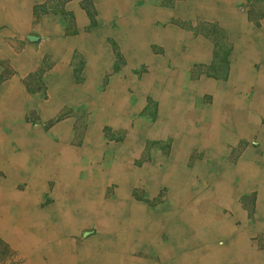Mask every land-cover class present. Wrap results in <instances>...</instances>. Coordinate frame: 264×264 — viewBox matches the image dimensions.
<instances>
[{"label": "rangeland", "instance_id": "rangeland-1", "mask_svg": "<svg viewBox=\"0 0 264 264\" xmlns=\"http://www.w3.org/2000/svg\"><path fill=\"white\" fill-rule=\"evenodd\" d=\"M117 2L119 7L121 0ZM122 2L124 3V0ZM128 10L127 19L124 12L123 15L117 12L113 21L108 24L99 25L93 21V16H90V27H86V30L97 29L106 32L108 29L112 32L131 30L132 33H137L139 29L141 33H146V36L140 39L142 46L136 48L130 43L124 44L123 39L112 36L107 38L106 43L104 41V45L101 46L107 56L110 55L105 56L103 62L91 63L86 67L84 63L78 62L79 56H76L75 69L69 72L68 76L75 85L80 87L83 101L75 103L74 106H66L65 111H60L54 117L44 119L34 112L18 120V124L21 123L23 127L25 124L28 126L30 124L32 132L36 133L39 141L41 138L47 139V143L52 146L62 145V148H69L79 154L70 162V167L75 170L76 187L74 184L71 188L67 185L64 191L56 193L58 182L51 175L48 176L50 178L48 181L42 182L41 188H34L24 181L30 182L29 178H32L30 173L25 170L17 171L12 178H9V172L0 167V200L2 199L0 201V226L2 225V228L0 227V264H82L84 259L90 262L94 257H98L99 264L102 262L103 264H164L165 258H162L161 252L159 254L158 248L165 247L166 255L164 256L169 258L172 253L167 249L172 246L170 245L172 235L163 231L156 233L157 240L150 243L151 247L144 244L142 249L139 246L133 249L131 255L125 258L122 255L119 262L115 261L116 263L108 257L111 249L114 250L118 240L124 235L119 229L113 230L110 226L112 221H109L114 218L112 212L114 208L110 204L117 200V192L121 186L119 180L107 181L102 186L99 182L97 183V180L99 173H106V178H109L110 169L119 164L134 172L137 168L135 173L137 177L132 176L136 178V182L130 180L125 185L127 196L125 199L129 202L126 205L139 207L148 216L156 217L161 211L163 213L170 208L174 209L177 204L176 192L168 186V179L163 182L162 178H158L157 184L150 179L153 174L163 173L166 168L171 169L174 165L184 170L185 174L191 175L192 180L184 186L183 190L186 195L192 194L193 202L204 193L214 191L217 183H223L222 185L228 186L229 190H234L233 197L231 196L227 204L226 202H218L219 205L215 203L214 211L216 210L217 214L213 213L217 222L224 220L228 222L230 229L232 228L230 232L218 228V233L217 229L210 225L209 229L197 234L191 231L193 235L185 236L183 241L189 244L191 251H199L202 256H204L202 248L206 245L230 250L232 246H240L244 243L242 248L248 247V250L254 251L256 259L237 257L233 261L228 258L219 264H264L263 172L251 178L240 179L241 176L239 177L238 174L230 178H222L227 169L234 171L244 160L251 162V166H254L257 171L264 164V139H262L264 138V113L258 112L254 104L257 97H264V88L261 90V96H258L259 75H264V48L252 45L250 50L253 53L245 55L246 49L240 46L241 36L250 34L251 37L253 35L258 37L259 33H264V0H238L229 3L224 0H128ZM228 24L237 25L234 28L239 29L236 33L238 38L235 33H232ZM156 37L158 40H154ZM124 42L128 43L126 40ZM238 42L240 48L234 47V43ZM190 44H197L198 48H202H200L202 52L194 49V53L205 55L202 60H185L184 56L190 50ZM43 60L40 63H34L32 65L34 70L24 78L30 92L43 90L44 83L48 79L57 77L56 73L51 72L49 59ZM247 73L250 74L248 78L250 82L247 79ZM14 76L16 72L9 61L2 59L0 82ZM89 82L92 86L87 89L86 83ZM85 89L88 91H84ZM109 94L113 96L115 102L109 100L107 102L105 97ZM87 98L88 100L84 101ZM43 99L45 100L46 97ZM240 112L243 115L246 114L243 120L244 123L249 121L250 133L249 131L246 134L239 132L243 129L237 124ZM111 117L113 118L109 119ZM204 128L209 129L218 141L214 153L213 151L208 153L209 149L204 148L202 139L199 138ZM12 129L7 120L0 119V141L5 140L1 142L8 149V153H11L10 155L22 151L24 138L20 135L25 137L23 133L14 134ZM129 131H131L130 134ZM44 152L43 149L40 152L34 151L33 155L38 156ZM90 153H92L91 156ZM4 154L5 149L0 151V156ZM131 154H133L132 157ZM177 155L181 159L172 160ZM216 163L222 165V169H217ZM84 178H92L91 183L94 184L90 183V187L84 188ZM215 178H219V182ZM197 188L200 189L197 191ZM85 196L89 197L90 201H95L96 198L102 201L103 205L99 208L104 210V214L101 215L102 221H98L97 216L84 209V206L78 207L76 202H84V198L81 197ZM26 199L32 200L26 204ZM90 204L92 212L94 207L92 203ZM106 205L110 208L104 207ZM71 208L77 210L74 216L67 214ZM24 217L33 218V224L37 226L26 225L23 222ZM243 225L245 230L242 228ZM24 230L39 242L37 246L26 245L23 240L13 239V235L18 231L24 236L25 233L22 232ZM85 232L90 233L83 236ZM174 239H176L175 236ZM197 245L199 246L196 248ZM98 247L100 251L95 250ZM153 247H156L158 251ZM186 251L189 252V249Z\"/></svg>", "mask_w": 264, "mask_h": 264}, {"label": "bare ground", "instance_id": "bare-ground-1", "mask_svg": "<svg viewBox=\"0 0 264 264\" xmlns=\"http://www.w3.org/2000/svg\"><path fill=\"white\" fill-rule=\"evenodd\" d=\"M117 1V0H116ZM148 1V0H147ZM203 4V3H202ZM128 6V5H127ZM220 10V9H219ZM118 12V11H117ZM220 14V13H219ZM238 14V13H237ZM225 16V15H224ZM238 16V15H237ZM244 16V15H243ZM246 16V15H245ZM242 17V15H241ZM227 19V18H226ZM247 19V18H246ZM245 19V20H246ZM218 20V19H217ZM244 20V19H243ZM230 21V20H229ZM247 21V20H246ZM223 23V22H222ZM245 23V22H244ZM139 25V24H138ZM247 25V24H246ZM230 26V25H229ZM236 31L238 28H235ZM248 29V28H247ZM239 30V29H238ZM250 30V29H249ZM235 31V30H234ZM233 32V31H232ZM237 33V32H236ZM178 36V35H177ZM241 36V34H240ZM121 42V41H120ZM234 42V41H233ZM197 43V42H196ZM61 45V44H60ZM62 47V46H61ZM196 47V46H195ZM201 48V47H200ZM197 49V48H196ZM202 49V48H201ZM196 51V50H195ZM199 51V49H198ZM202 52V51H200ZM245 53V52H244ZM202 54V53H201ZM149 63V62H148ZM240 65V64H239ZM248 66V65H247ZM254 67V66H253ZM243 72V71H242ZM93 73V72H92ZM248 74V73H247ZM253 74V73H252ZM238 75V74H237ZM249 75V74H248ZM259 85H258V91H259V95L261 96V90L264 88V75H259ZM248 78V77H247ZM253 78V77H252ZM68 81V80H65ZM64 81V82H65ZM226 81V80H225ZM229 81V80H228ZM236 81V80H235ZM244 81V80H243ZM249 81V79H248ZM170 82V81H169ZM250 82V81H249ZM254 82V81H253ZM62 84V83H60ZM218 85V84H217ZM221 86V85H220ZM219 86V87H220ZM69 87V86H68ZM213 87V86H212ZM239 87V86H238ZM70 88V87H69ZM217 88V87H216ZM207 89V88H206ZM210 90V89H209ZM214 90V89H213ZM226 90V89H225ZM234 90V89H233ZM67 91V90H66ZM174 91V90H173ZM206 91V90H205ZM204 91V92H205ZM217 91V90H216ZM146 92V91H144ZM176 92V90H175ZM225 92V91H224ZM227 92V91H226ZM61 93V92H60ZM207 93V92H206ZM215 93V92H214ZM177 94V93H176ZM208 94V93H207ZM226 94V93H225ZM57 95V94H56ZM78 95V94H77ZM174 95V94H173ZM222 95V94H221ZM212 96V95H211ZM72 97V96H71ZM70 97V98H71ZM88 97V96H87ZM112 95H108V97L106 96L105 99H107L111 102H115L116 100L112 98ZM121 97V96H120ZM173 97V96H172ZM217 97V96H216ZM222 97V96H221ZM79 98V97H78ZM84 98V97H83ZM177 98V97H176ZM220 98V97H219ZM88 99V98H87ZM254 99V98H253ZM257 100L255 101V109L258 112H262L264 113V97H257ZM13 101V99H11ZM10 100V101H11ZM61 100V99H60ZM80 100V99H79ZM85 100V99H84ZM128 100V99H127ZM174 100V99H173ZM179 100V99H178ZM239 100V99H238ZM6 101V100H5ZM65 101V100H64ZM221 101V100H220ZM233 101V100H232ZM51 102V100H50ZM66 102V101H65ZM119 102V101H117ZM177 102V101H176ZM217 102V101H216ZM235 102V101H234ZM233 102V103H234ZM12 103V102H11ZM72 103V102H71ZM123 103V102H122ZM9 105V103H6ZM15 104V103H14ZM51 104H53V102H51ZM95 104V103H94ZM100 104V103H99ZM117 104V103H116ZM13 105V104H12ZM54 105V104H53ZM57 105V104H56ZM71 105V104H70ZM75 105V104H74ZM73 105V106H74ZM98 105V104H97ZM113 105V104H112ZM115 105V103H114ZM133 105V104H132ZM171 105V104H170ZM178 105V104H177ZM232 105V104H231ZM52 106V105H50ZM49 106V107H50ZM89 106V104H88ZM102 106V105H101ZM107 106V104L105 105ZM173 106V105H172ZM182 106V105H181ZM208 106V105H207ZM221 106V105H220ZM235 106V105H234ZM233 106V107H234ZM92 107V106H91ZM111 107V106H110ZM10 108L11 105H10ZM14 108V107H13ZM12 108V109H13ZM48 108V107H47ZM54 108V107H53ZM108 108V107H107ZM114 108V107H113ZM119 108V107H118ZM204 108V107H203ZM244 108V107H243ZM52 109V108H51ZM56 109V108H55ZM64 109V108H63ZM120 109V108H119ZM179 109V108H178ZM11 110V109H9ZM18 110V109H17ZM47 110V109H46ZM90 110V109H89ZM134 110V109H133ZM132 110V111H133ZM181 110V109H180ZM4 111V110H3ZM52 111V110H51ZM98 111V110H97ZM136 111V110H135ZM196 111V110H195ZM230 111V110H229ZM6 112V111H4ZM22 112V111H21ZM20 112V114H21ZM49 112V111H48ZM58 112V109H57ZM86 112V111H85ZM121 112V111H120ZM131 112V111H130ZM134 112V111H133ZM246 112V111H245ZM44 113V112H43ZM132 113V112H131ZM193 113V112H192ZM216 113V112H214ZM12 114V112H11ZM128 114V113H127ZM181 114V113H180ZM2 115V114H1ZM0 115V116H1ZM57 115V114H56ZM88 115V114H87ZM233 115V114H232ZM236 115V114H235ZM15 116V115H14ZM46 116V114H45ZM101 116V115H100ZM118 116V115H117ZM121 116V115H120ZM129 116V115H128ZM200 116V115H199ZM230 116V115H229ZM246 116L241 114H239V119L237 121V124H239V128L243 127V129L239 130L240 134H246L250 133L251 127L250 124L248 123L249 121H246L244 123L243 118ZM262 116V115H261ZM260 116V117H261ZM10 117V116H9ZM91 117V116H90ZM96 117V116H94ZM174 117V116H172ZM198 117V116H197ZM202 117V116H201ZM214 117V116H213ZM212 117V118H213ZM227 117V116H226ZM255 117V116H254ZM257 117V116H256ZM44 118V117H43ZM97 118V117H96ZM113 117L109 118L112 119ZM193 118V117H192ZM45 119V118H44ZM171 119V118H170ZM175 119V118H174ZM253 119V118H252ZM22 120V119H21ZM99 120V118L97 119V121ZM118 120V119H117ZM215 120V119H214ZM237 120V118H236ZM16 121V120H15ZM189 121V120H188ZM191 121V120H190ZM213 121V120H212ZM220 121V120H219ZM227 121V120H226ZM254 121V120H253ZM256 121V119H255ZM114 122V121H113ZM117 122V121H116ZM119 122V121H118ZM161 122V121H159ZM195 121H193L194 123ZM216 122V121H215ZM14 123V122H13ZM12 123V124H13ZM112 123V122H111ZM145 123V122H144ZM189 123V122H188ZM224 123V122H223ZM107 124V123H105ZM122 124V123H121ZM120 124V125H121ZM125 124V123H124ZM123 124V125H124ZM219 124V123H218ZM114 125V124H113ZM182 125V124H181ZM194 125V124H193ZM232 125V124H231ZM95 126V125H94ZM115 126V125H114ZM112 126V127H114ZM147 126V125H146ZM233 126V125H232ZM99 127V126H98ZM200 127V126H199ZM9 128V127H8ZM56 128V127H55ZM59 128V127H58ZM209 128V125H208ZM57 129V128H56ZM55 129V130H56ZM62 129V127H61ZM97 129V128H96ZM170 129V128H169ZM211 129V127H210ZM233 129V128H232ZM53 130V131H55ZM151 130V129H149ZM200 130V129H198ZM215 130V129H214ZM121 131V130H120ZM123 131V130H122ZM169 131V130H168ZM261 131V130H260ZM65 132V131H64ZM131 131H129L130 134ZM148 132V130H147ZM180 132V131H179ZM235 132V131H234ZM8 133V132H7ZM45 133V132H43ZM54 133V132H53ZM136 133V132H134ZM257 133V132H256ZM259 133V132H258ZM3 134V133H2ZM6 134V133H5ZM161 134V133H160ZM181 134V133H180ZM196 134V133H195ZM1 135V134H0ZM165 135V134H164ZM191 135V134H190ZM194 135V133H193ZM199 135V134H198ZM201 135L199 138L202 139V143L204 144V148H208L209 151H207L208 153H210L211 151H213L217 148L218 146V141L216 139V137L214 135H212V133L209 131V129L204 128L201 132ZM3 136V135H2ZM182 136V135H181ZM185 136V135H184ZM192 136V135H191ZM20 137H23V135H20ZM28 138H30L29 135H27ZM33 137L32 140V144L31 145H26L23 147L22 151L18 154H14V155H10L8 153V149L6 148L5 145H3V140L0 141V151H3L5 149V154L4 156H0V167H2V169L4 168V170H6L9 175V178H12V175H15V172L17 171H22L25 170V172H28L31 174L32 176V181L30 186L34 187V188H41L42 186V182L44 181V178H48V176H54V178H56L57 182H58V186L56 188V193L62 192L64 191V188L67 187H72L73 184L75 183V170L74 168L70 167V162L71 159L76 158L77 156H79L78 153L73 152L71 149H67V148H62V145H60L59 147H55L52 146L50 144H48L44 139H38V137L35 134L31 135V138ZM35 137V139H34ZM144 137V136H143ZM151 137V135H150ZM159 137V136H158ZM188 137V136H187ZM196 137V136H195ZM227 137V136H226ZM232 137V136H231ZM243 137V136H242ZM11 138V137H10ZM137 138V137H136ZM181 138V137H180ZM222 138V137H221ZM224 138V137H223ZM190 139V138H189ZM193 139V138H192ZM264 139V138H262ZM8 140V139H7ZM47 140V139H46ZM69 140V139H68ZM191 140V139H190ZM5 141V140H4ZM12 141V140H9ZM23 141V140H22ZM48 141V140H47ZM52 141V140H50ZM58 141V140H57ZM193 141V140H192ZM201 141V140H200ZM225 141V140H224ZM19 142V141H18ZM21 142V141H20ZM56 142V141H55ZM135 142V141H134ZM145 142V141H144ZM176 142V141H175ZM178 142V141H177ZM184 142V140H183ZM187 142V139H186ZM191 142V141H190ZM194 142V141H193ZM235 142V141H234ZM24 143V141H23ZM52 143V142H51ZM22 144V142H21ZM143 144V143H142ZM178 144H180L178 142ZM177 144V145H178ZM224 144V142H223ZM11 145V144H10ZM55 145V144H54ZM131 145V144H130ZM182 145V144H181ZM64 146V145H63ZM69 146V145H68ZM72 146V145H71ZM84 146V145H83ZM133 146V145H132ZM175 146V145H174ZM186 146V145H185ZM189 146V145H187ZM194 146V145H193ZM17 147V146H16ZM134 147V146H133ZM173 147V146H172ZM190 147V146H189ZM188 147V148H189ZM185 148V147H184ZM20 149V148H19ZM44 150L45 152L43 154H38V156H34L33 153L34 151H38L40 152V150ZM79 149V148H78ZM21 150V149H20ZM84 150V149H83ZM134 150V148L132 149ZM140 150V148H139ZM138 150V151H139ZM180 150V149H179ZM183 149H181L182 151ZM176 151V150H175ZM204 151V150H203ZM48 152V153H47ZM94 152V151H93ZM129 152V151H128ZM87 153V152H86ZM103 153V152H102ZM92 153H90L91 156ZM180 154V153H179ZM219 154V153H218ZM222 154V153H221ZM10 155V156H9ZM37 155V154H36ZM103 155V154H101ZM133 154H131L132 157ZM208 155V154H207ZM172 156V155H171ZM182 156V155H181ZM180 156V157H181ZM185 156V155H184ZM218 156V155H217ZM254 156V155H253ZM84 157V156H83ZM215 157V156H212ZM86 158V156H85ZM89 158V157H88ZM99 159V158H98ZM132 159V158H131ZM176 159H181L178 158V155L173 158L172 160ZM218 159V158H217ZM82 160V159H81ZM87 160V158H86ZM109 160V159H107ZM128 160V159H127ZM254 160V158H253ZM263 161V160H262ZM127 162V161H126ZM179 162V161H178ZM82 164V162H80ZM175 164V163H173ZM169 166V165H168ZM177 165L172 166V168H166L165 171L163 173L160 174H153V177L150 178L152 180H154V183H158V178H162L163 182H166L165 179H168L169 181H167V183L169 184L168 186L171 187V189L175 190V194L177 195V204L174 206V209L170 208L167 211L163 212L161 211V213L156 216H148V214H145V211L139 207H135V206H128L123 204L124 199L127 197L126 196V190H125V185L128 184V182L130 180H135L136 178L133 177H137L135 176L136 171H132L131 169H128L127 167H125L124 165L122 166L121 164H119V166H112L109 171V178L107 177V174H101L99 173L98 176V180L97 183L99 182V184L102 186L105 182L107 181H112V180H119L120 181V191H119V196L121 197V201L117 200L118 204H115V206H113L112 208H114L112 210L113 214H114V218L113 219H109V221H112L110 223L111 228L114 229H119L121 231L122 234H124L122 237H120V239L117 242V245L115 246L114 250L111 249L110 254H108V257L111 258V260L113 259L114 262H119L120 257L122 258V255L124 256H128L131 255L133 249L142 247V249L144 248L142 245L146 244L147 246H150V243L154 242L157 240V236L158 234H156L158 231L160 232H167L168 234L172 235L171 237V241H170V247H168L167 250H169L172 255L169 258H166L164 255H166V248L160 246L159 249V254L161 252V256L164 259L163 262L164 264H166V262L168 261V264H218L221 260L225 259L228 260V258H240V259H250L256 257L254 253V251L248 250V247H244V249L242 248L243 244L240 246L239 245H234V247L232 246L230 250H228L227 248H220L217 247L215 245H206L203 251H204V256H202L200 254L199 251H191L189 248V244L187 242H184L183 238L186 236H190L191 231L196 232V234L198 232H203L206 229H209V226L212 225L213 228L215 227L218 231V228H221L222 231L223 230H227L230 232V226L228 224V222L224 221H218L215 220V215H213V213H216V210L214 211V205L215 203L218 202H227L231 199L232 194L234 193V190H229L228 186H223L222 184H215V189L212 192H206L204 193L202 196L199 197V199H197L196 201L193 200V196L192 194L190 195H186L184 194V186H186V184H188L192 178L190 174H185L186 172L182 169H179L178 167H175ZM208 166V165H207ZM206 166V167H207ZM216 168L222 169V165H220L219 163L215 164ZM210 167V165L208 166ZM237 167V166H236ZM81 169V168H80ZM152 169V168H151ZM103 170V169H102ZM205 170V169H204ZM3 171V170H2ZM187 171V170H186ZM98 172V171H97ZM103 172V171H102ZM107 172V171H106ZM139 172V171H138ZM137 172V173H138ZM188 172V171H187ZM218 172V171H217ZM223 172V170H222ZM263 172L264 175V164L263 166L260 167V170L257 171L256 169H254V166H251V162H248L247 160H244L241 164H239L238 168L234 171H231L230 169H227L222 178L226 179V178H230L233 177V175L238 174L240 179L241 178H251V176H257L260 173ZM14 173V174H13ZM167 173V174H166ZM20 174V173H19ZM29 174V175H30ZM163 174H166L165 176H163ZM198 174V173H197ZM196 174V175H197ZM211 174V173H210ZM217 174V173H216ZM18 175V174H17ZM139 175V174H138ZM221 175V174H220ZM219 175V176H220ZM133 176V177H132ZM148 176V175H147ZM132 177V178H131ZM194 177V176H193ZM213 177V176H212ZM237 177V176H236ZM53 178V179H54ZM256 178V177H255ZM50 179V178H49ZM198 179V178H197ZM217 179L216 181H218L219 178H215ZM263 179V178H262ZM161 180V179H160ZM232 180V179H231ZM234 180V179H233ZM248 180V179H247ZM252 180V179H251ZM250 180V181H251ZM255 180V179H254ZM89 181V180H88ZM93 181V180H92ZM118 181V182H119ZM229 181V179H228ZM244 181V180H243ZM261 181V180H260ZM2 182V181H1ZM5 182V181H4ZM136 182V180H135ZM152 182V183H153ZM215 182V181H213ZM219 182V181H218ZM227 182V181H226ZM233 182V181H232ZM238 182V181H237ZM88 183L87 185L84 186V188L90 187V183L91 182H85ZM84 183V184H85ZM96 183V184H97ZM162 183V182H161ZM160 183V184H161ZM193 183V182H191ZM195 183V182H194ZM193 183V184H194ZM245 183V182H244ZM253 183V181H252ZM57 184V183H56ZM94 184V183H91ZM95 184V185H96ZM98 184V185H99ZM124 184V185H123ZM135 184V183H134ZM165 184V183H164ZM236 184V183H235ZM7 185V184H6ZM25 185V184H24ZM205 185V184H204ZM214 185V184H213ZM246 185V184H245ZM250 185V184H249ZM256 185V184H255ZM2 186V184H1ZM134 186V185H133ZM132 186V187H133ZM193 186V185H192ZM210 186V185H209ZM247 186V185H246ZM74 187L75 184H74ZM94 187V186H93ZM97 187V186H96ZM204 187V186H203ZM206 187V186H205ZM208 187V186H207ZM211 187V186H210ZM245 187V186H243ZM253 187V186H252ZM30 188V187H29ZM102 188V187H101ZM201 188V187H200ZM197 188V191L198 189ZM254 188V187H253ZM92 189V188H90ZM130 189V188H129ZM204 189V188H202ZM69 190V189H68ZM79 190V189H78ZM99 190V189H98ZM97 190V191H98ZM116 190V189H115ZM134 190V189H133ZM149 190V189H148ZM155 190V189H154ZM205 190V189H204ZM238 190V189H236ZM249 190V189H248ZM254 190V189H253ZM27 191V190H26ZM76 191V190H75ZM145 191V190H144ZM250 191V190H249ZM13 192V191H12ZM11 192V193H12ZM29 192V191H28ZM27 192V193H28ZM70 192V191H69ZM92 192V190H91ZM186 192V191H185ZM190 192V191H189ZM203 192V191H202ZM238 192V191H237ZM247 192V191H246ZM251 192V191H250ZM260 192V191H259ZM264 192V191H263ZM5 193V191H4ZM21 193V192H20ZM76 193V192H75ZM79 193V192H77ZM81 193V190H80ZM90 193V192H89ZM118 193V192H117ZM199 193V192H198ZM262 193V192H261ZM2 194V193H1ZM72 194V193H71ZM101 194V193H100ZM196 194V193H194ZM247 194V193H246ZM13 195V194H12ZM84 195V194H83ZM94 195V194H93ZM117 195V194H116ZM238 195V194H237ZM264 195V194H263ZM56 196V194H55ZM12 196H10V199ZM196 197V196H195ZM233 197V196H232ZM23 198V197H22ZM39 198V197H38ZM86 198V197H85ZM16 199H18V197H16ZM21 199V198H20ZM34 199V198H32ZM32 199H26V204L29 203ZM64 199V198H63ZM89 199V198H88ZM173 199V197H172ZM2 200V199H1ZM0 200V201H1ZM61 200V199H60ZM112 200V199H111ZM39 201V200H38ZM176 201V200H174ZM12 202V201H11ZM22 202V200H21ZM91 202V201H89ZM95 208L98 210L103 204L102 201L99 200L98 198L95 199ZM77 203V202H76ZM84 203V202H83ZM87 203V202H86ZM113 203V202H111ZM230 203V202H229ZM34 204V203H33ZM37 204V203H36ZM80 204V203H79ZM82 205V204H81ZM91 205V204H89ZM219 205V203H218ZM34 206V205H33ZM80 206V205H79ZM88 206V205H87ZM111 206V204H110ZM109 205H106L104 207L106 208H110ZM180 206V207H178ZM61 207V206H58ZM143 207V206H142ZM165 207V206H164ZM173 207V206H172ZM228 207V206H227ZM226 207V208H227ZM94 208V209H95ZM157 208V207H156ZM162 208V207H161ZM169 208V207H167ZM218 208V207H217ZM222 208V207H221ZM80 209V208H79ZM85 209V208H84ZM92 209V208H91ZM235 209V208H234ZM233 209V212H234ZM62 210V208H61ZM83 210V209H81ZM103 210V209H102ZM164 210V209H162ZM228 210V208L226 209ZM58 211V210H57ZM80 211V210H79ZM100 211V210H99ZM147 211V210H146ZM181 211V212H179ZM239 211V210H238ZM237 211V212H238ZM241 211V210H240ZM18 212V211H17ZM74 212V211H73ZM77 212V210H76ZM96 212V211H95ZM103 212V211H102ZM107 212V211H106ZM160 212V211H159ZM261 212V211H259ZM19 213V212H18ZM55 213V212H54ZM93 213V212H92ZM96 216H97V220L98 221H102V216L100 215V213L97 211L96 212ZM181 213V214H180ZM219 213V212H218ZM68 214V213H67ZM9 215V214H8ZM35 215V214H34ZM34 215L32 217H34ZM233 215V214H232ZM236 215V214H235ZM11 216V215H10ZM239 216V215H238ZM4 217V216H3ZM2 217V218H3ZM12 217V216H11ZM38 217V216H37ZM48 217V216H47ZM58 217V216H57ZM77 217V216H76ZM107 217V216H106ZM39 218V217H38ZM96 218V217H95ZM25 220H23V222L26 223V225H30L31 227H33V218H26L24 217ZM219 219V218H218ZM222 219V217H221ZM5 220V219H4ZM7 220L9 221V219L7 218ZM13 220V219H12ZM50 220V219H49ZM92 220V219H91ZM104 220V219H103ZM223 220V219H222ZM242 220V219H241ZM243 221V220H242ZM59 222V221H58ZM20 223H22L20 221ZM264 223V222H263ZM262 223V224H263ZM2 224V222H1ZM68 224V223H67ZM91 224V223H90ZM48 225V224H47ZM55 225V224H54ZM61 225V224H59ZM2 226V225H1ZM0 226V227H1ZM10 226V224H9ZM12 226V225H11ZM10 226V227H11ZM16 226V225H15ZM37 225L35 224L34 227H36ZM49 226V225H48ZM13 227V226H12ZM246 227V226H245ZM2 228V227H1ZM6 228V227H5ZM16 228V227H15ZM98 228V227H97ZM237 228V227H236ZM244 229V225L242 227ZM105 229V227H104ZM109 230V228H108ZM112 230V231H113ZM245 230V229H244ZM252 230V229H251ZM260 231V230H259ZM262 231L264 232V227H262ZM261 231V232H262ZM23 234L25 233V235L23 236L19 231L17 233H15L13 235V239L14 240H23L24 243L26 245H35L37 246L39 242H37L31 235H29L25 230L22 231ZM77 232V231H76ZM99 232V231H98ZM119 232V231H118ZM255 232V231H254ZM262 232V233H263ZM64 233V232H63ZM112 233V232H111ZM241 233V232H240ZM101 234V233H100ZM108 234V233H105ZM184 234V235H183ZM9 235H11V233H9ZM193 235V234H191ZM243 234H241L242 236ZM246 235V234H245ZM254 235V234H253ZM48 236V235H47ZM46 236V237H47ZM62 236V235H61ZM69 236V235H68ZM174 236L176 239H174ZM239 236V235H238ZM264 236V234H263ZM52 237V236H51ZM191 237V236H190ZM198 237V236H196ZM195 237V238H196ZM235 237V236H234ZM262 237V236H261ZM117 238V237H116ZM231 238V237H230ZM243 238V237H242ZM245 238V237H244ZM243 238V239H244ZM52 239V238H51ZM202 239V238H201ZM238 239V238H237ZM240 239V238H239ZM13 240V241H14ZM170 240V238H169ZM205 240V239H204ZM217 240V239H216ZM100 241V240H99ZM162 241V240H161ZM207 241V239L205 240ZM213 241V240H212ZM231 241V240H230ZM242 241V240H241ZM15 242V241H14ZM92 242V241H91ZM184 242V243H183ZM197 242V241H196ZM237 242V241H236ZM109 243V242H108ZM203 243V242H202ZM229 243V242H228ZM20 244V243H19ZM104 244V243H103ZM116 244V243H115ZM191 244V243H190ZM231 244V242H230ZM234 244V243H233ZM238 244V243H235ZM21 245V244H20ZM106 245V244H105ZM111 245V243H110ZM16 246V245H15ZM90 246V245H89ZM193 246V245H192ZM199 245L196 246V248ZM247 246V244H246ZM39 247V246H38ZM106 247V246H105ZM92 248V247H91ZM154 249H156L158 251V249L156 247H153ZM229 248V247H228ZM251 248V247H250ZM18 249V248H17ZM24 249V248H23ZM31 249V248H30ZM93 249V248H92ZM101 249V248H100ZM189 249V252L186 251ZM37 250V249H36ZM95 250L100 251L99 247L96 248ZM199 250V249H197ZM84 251V250H83ZM104 252L106 251L105 249L103 250ZM152 251V250H151ZM29 252V251H28ZM183 252V253H181ZM83 253V252H82ZM106 253V252H105ZM105 253H103V257H105ZM244 253V254H243ZM233 254V257H232ZM94 255V254H93ZM97 255V254H96ZM90 256V255H89ZM247 256V257H244ZM264 256V255H263ZM102 257V258H103ZM131 257V256H130ZM92 258V257H91ZM152 258V257H151ZM234 258V259H235ZM104 259V258H103ZM128 259V258H126ZM83 260V258H82ZM106 260V258H105ZM104 260V261H105ZM112 260V261H113ZM157 260V259H156ZM98 257H94L90 263L92 262V264H98ZM131 261V259H130ZM153 261V260H152ZM234 261V260H233ZM115 262V263H116ZM145 262V261H144ZM88 263V264H90ZM105 263V262H104ZM236 263V262H235ZM103 264V262L101 263ZM113 264V263H112ZM128 264V263H127ZM133 264V263H132ZM139 264V263H138Z\"/></svg>", "mask_w": 264, "mask_h": 264}, {"label": "crops", "instance_id": "crops-1", "mask_svg": "<svg viewBox=\"0 0 264 264\" xmlns=\"http://www.w3.org/2000/svg\"><path fill=\"white\" fill-rule=\"evenodd\" d=\"M122 1L118 7L116 0H0V63L2 59L9 61L12 69L16 72V76L0 82V115L2 114L0 119L7 120L8 125L14 129H12L14 134L23 133L25 135L24 146L32 144L33 137L31 138V135L36 133L32 132L30 124L29 126L25 124L23 127L21 123L20 125L18 124V120L24 119L29 116V113L34 112L36 115L44 118L54 117L60 111H65L66 106H70V104L73 106L75 103L83 101L80 87L75 85L68 76V73L75 69L76 56H79L78 62L84 63L86 67L91 63L98 64L97 62H103L104 57H109L110 55L108 54L107 56V53L102 50L101 46L104 45V41L106 43L107 38L112 36L123 39L124 44L128 45L130 43L136 48L142 46L140 39H143L146 33H141L139 29H137V33H132L131 30H123V32H112L111 29H108L107 32L97 29L86 30V27H90V16H93V21L99 25L111 23L117 11L122 15L124 12L127 19L129 14L128 0H124V3ZM224 1L229 3L238 0ZM238 23L241 25L240 19H238ZM228 26L231 27L232 33H235L237 37L236 32L238 30L236 31L234 28L237 25L228 24ZM27 36L37 37L38 42H28ZM157 37L154 40H158ZM252 37L250 34L241 36L242 41L240 46L246 49L245 53L247 54L245 55L253 53L250 50L252 49V45L264 48V33H259L258 37L254 35ZM124 40L128 43H125ZM235 46L236 48H240L238 47L239 42L234 43ZM189 48L190 50L185 53V60L192 61L197 59L199 61L203 59L202 57H205V55L194 53V49L202 51L198 48L197 44H190ZM44 58L49 59L51 72L56 73L57 77L51 80L48 79L44 83L43 90L30 92L28 90L29 86L24 82V78L34 70H32V65L44 61ZM249 75H247L248 78ZM86 84H88L86 85L87 89L92 86L91 82ZM84 91L88 90L85 89ZM43 97H46V99L44 100ZM50 100L54 105L51 104ZM87 100L85 99L84 101ZM6 103H9V105ZM10 105L14 108H10ZM44 140L48 142L46 139ZM48 179L44 178L45 181H48ZM29 180L30 182L24 181L30 185L32 178H29ZM91 180L93 179L84 178L83 182H91ZM119 191L120 189L118 190L117 200L121 201ZM85 197H81L84 198V203L77 202L78 207L84 206L88 212H93L92 214L95 216L97 211L100 215L104 214V210L99 211V209L95 208L94 201L89 202V197ZM117 200L115 199L113 201L115 203H112L111 206L118 204ZM90 203L95 208H93L92 212L89 206ZM128 203V200L124 199L123 204L126 205ZM75 213L76 210L71 208L68 214L74 216ZM234 258L231 259L234 260ZM249 258L252 259L251 257ZM88 263L90 262L85 261V259L82 262V264Z\"/></svg>", "mask_w": 264, "mask_h": 264}, {"label": "water", "instance_id": "water-1", "mask_svg": "<svg viewBox=\"0 0 264 264\" xmlns=\"http://www.w3.org/2000/svg\"><path fill=\"white\" fill-rule=\"evenodd\" d=\"M26 39L30 43H36V42H38V38L35 37V36H27ZM88 234H89L88 232H85L83 236H87Z\"/></svg>", "mask_w": 264, "mask_h": 264}]
</instances>
